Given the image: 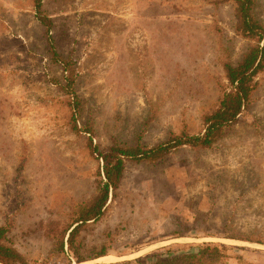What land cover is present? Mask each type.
Returning a JSON list of instances; mask_svg holds the SVG:
<instances>
[{"label":"rangeland","instance_id":"374dc122","mask_svg":"<svg viewBox=\"0 0 264 264\" xmlns=\"http://www.w3.org/2000/svg\"><path fill=\"white\" fill-rule=\"evenodd\" d=\"M42 1L54 50L75 69L79 107L32 0H0V225L10 245L28 264H145L203 243L223 254L211 264H264V72L212 148L125 161L103 215L79 231L91 259L66 252L69 232L66 253L54 249L74 204L103 177L98 152L202 131L229 87L222 59L237 62L247 41L232 7L212 0ZM254 13L264 22V0Z\"/></svg>","mask_w":264,"mask_h":264},{"label":"trees","instance_id":"16d2710c","mask_svg":"<svg viewBox=\"0 0 264 264\" xmlns=\"http://www.w3.org/2000/svg\"><path fill=\"white\" fill-rule=\"evenodd\" d=\"M35 17L44 26L47 40L51 45L53 60L63 65L64 87L66 94L71 96V104L78 111V100L74 90L76 72L71 60L65 59L54 50L51 36L52 19L46 14L42 0H32ZM215 7L229 4L234 16V32L247 41V48L237 62H233L229 55L222 59L224 77L228 90L224 89L216 105L202 115L203 130L197 134L181 133L171 136L168 140L148 148L137 142L135 145H113L107 151H99L102 159L103 177L98 180L94 192L90 197L74 204L66 227L53 238L54 249L59 253H71L77 262L91 258L80 251L81 243L78 239L79 231L88 221L100 218L105 209L110 190L118 189L125 169V161L156 163L163 160L172 149L188 145L193 149H210L231 128L238 115L254 100V92L258 88L257 76L264 72V22L254 13L255 0H212ZM73 114V115H75ZM75 131H81L73 119L71 126ZM98 150V149H97ZM7 225H0V262L3 264H28L27 258L10 245ZM67 238V251L64 250V237ZM105 255L98 253L92 258ZM220 256L218 248L208 243L199 244L197 249L190 252H172L163 257L154 256L145 264H211ZM141 259L126 260L111 264H138Z\"/></svg>","mask_w":264,"mask_h":264}]
</instances>
